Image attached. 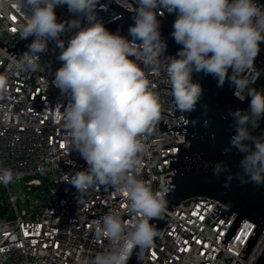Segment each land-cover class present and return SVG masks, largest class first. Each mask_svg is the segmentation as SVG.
<instances>
[{
    "label": "clouds",
    "instance_id": "1",
    "mask_svg": "<svg viewBox=\"0 0 264 264\" xmlns=\"http://www.w3.org/2000/svg\"><path fill=\"white\" fill-rule=\"evenodd\" d=\"M8 0H0V8ZM99 0H17L27 9L26 23L20 25L24 39L34 37L20 58L14 60L19 73L40 71V54L48 42L60 49L62 66L55 72L53 83L70 97L63 106V127L79 151L87 168L72 175L71 183L80 194L96 185L110 186L127 203L134 217L125 221L119 211H109L94 221V237L106 239L108 246L83 264H128L134 250L151 247L159 235L150 223L162 218L167 207L166 194L153 191L149 182L139 178L140 164L147 153L146 135L161 118L158 93L141 67L156 66L166 50L161 38L157 9L175 12L173 32L183 47L171 57L166 72L176 108L194 110L202 95V87L193 82L192 73L203 71L218 78L222 86L230 79L235 95L251 96L248 111L232 113L236 134L231 147L245 153L240 161L242 182L264 186V136H253L264 117V90L249 88L254 60L264 41V7L255 0H135L138 5L134 24L129 27L132 40L106 29L96 17ZM67 5L76 19L58 22L55 8ZM81 19L86 26L81 27ZM76 29L65 42L60 37ZM140 43H135V41ZM66 44V46H65ZM232 69L231 76H228ZM7 93V80L0 76V98ZM2 111V109H0ZM10 114L0 115L6 121ZM249 141L250 143H245ZM217 163L214 174L226 171ZM20 179V173L0 167V183L8 185Z\"/></svg>",
    "mask_w": 264,
    "mask_h": 264
},
{
    "label": "built area",
    "instance_id": "2",
    "mask_svg": "<svg viewBox=\"0 0 264 264\" xmlns=\"http://www.w3.org/2000/svg\"><path fill=\"white\" fill-rule=\"evenodd\" d=\"M108 1L99 0L96 8V16L103 21L119 14L106 4ZM114 1L128 10L134 8L128 0ZM255 2L264 7V0ZM157 10L162 13L160 8ZM23 11L30 14L17 6V0H8L0 8V76L7 80V93L0 98V115L10 114L6 121H0V167L20 173L18 180L8 185L0 183V264H83L108 246L106 239L94 237L95 220L113 210L119 211L125 221L134 217L127 211L126 199L112 187L96 185L80 194L69 183L72 175L88 166L73 149L61 120L63 106L70 97L53 83L55 72L62 66L60 49L55 41H49L47 50L40 54V71H15L13 62L23 54L13 50L24 39L19 27L26 23ZM55 12L58 22L77 18L67 5L57 6ZM85 21L81 19V27L86 26ZM75 31L60 38L67 42ZM168 58L162 57L156 66L141 67L159 95L161 109L173 113L171 90L160 86L169 85L165 66ZM243 75L252 78L249 88L264 90V41L252 69ZM161 120L172 126L183 116L161 112L160 120L144 140L147 153L140 164L139 178L149 182L154 192H164L169 184L166 179L171 180L167 174L173 173L172 168L167 169L170 159L163 157L179 150L178 145H160L185 141V134L172 137L168 132L159 133ZM15 181L21 185V195L14 193ZM19 200L26 205L24 208H20ZM216 202L213 198L188 199L177 204L142 264H255L264 248V231L247 257L242 258L239 253L256 226L245 219L225 248L221 240L237 214L232 213L226 220L215 219L210 213ZM1 205L6 208L4 213Z\"/></svg>",
    "mask_w": 264,
    "mask_h": 264
},
{
    "label": "water",
    "instance_id": "3",
    "mask_svg": "<svg viewBox=\"0 0 264 264\" xmlns=\"http://www.w3.org/2000/svg\"><path fill=\"white\" fill-rule=\"evenodd\" d=\"M134 8L138 7L133 0H128ZM107 5L119 12L107 21L99 17L97 19L104 24L107 30L117 33L132 40L129 27L134 24L135 12L126 9L114 0L106 2ZM162 11H157V19L160 22L159 30L161 38L166 42V50L162 57L168 56L178 58L177 54L183 47L177 44L173 32V23L176 13H169L165 8L159 7ZM87 24V22L85 21ZM34 37L30 36L20 41L13 49L16 54L24 53L28 50V45ZM139 42L140 41H135ZM168 65V64H167ZM165 65V66H167ZM1 72V69H0ZM168 76V75H167ZM228 76H231L229 69ZM193 82H197L202 87V95L197 101L194 110L182 112L176 108L175 102L168 112L161 109V112L171 117L183 116V120L176 125H169V122L161 120L159 122V133H166L173 136L185 134V141L171 142L160 145L161 148L178 145V153L168 154L164 159H170L167 169H173L171 180L164 193L167 207L162 212V218H154L150 223L157 226L158 232L166 224L173 208L185 200L193 199H215L217 200L210 215L215 219L219 217L227 219L232 213L236 217L221 240L227 248L235 233L245 219H250L256 223L254 230L242 248L239 256L246 258L250 250L255 246L257 240L264 231V186H257L252 183L242 182L238 174L242 173L240 161L245 153L231 147V138L236 134V123L232 113L237 110L248 111L251 96H246L244 100L239 99L234 93L235 86L230 79L225 80L222 86L219 85L218 78L203 71L192 73ZM163 87L170 85L160 84ZM259 91V87L253 86ZM169 101H174L173 97ZM253 136H264V117L254 129L249 125ZM245 143H250L245 141ZM221 163L227 166L226 171L214 174L213 166ZM165 182V184H166ZM2 213L6 208L2 206ZM156 239V238H155ZM149 248L140 251L134 250L128 264H142ZM255 264H264V248Z\"/></svg>",
    "mask_w": 264,
    "mask_h": 264
},
{
    "label": "rangeland",
    "instance_id": "4",
    "mask_svg": "<svg viewBox=\"0 0 264 264\" xmlns=\"http://www.w3.org/2000/svg\"><path fill=\"white\" fill-rule=\"evenodd\" d=\"M20 188H21L20 183L17 182V181H15V182H14V186H13L14 193L17 194V195H21L22 192L20 191ZM43 196H44V197H47V193H44ZM19 206H20V208H24L26 205H24V204L19 200Z\"/></svg>",
    "mask_w": 264,
    "mask_h": 264
},
{
    "label": "snow or ice",
    "instance_id": "5",
    "mask_svg": "<svg viewBox=\"0 0 264 264\" xmlns=\"http://www.w3.org/2000/svg\"><path fill=\"white\" fill-rule=\"evenodd\" d=\"M237 239H239V237H237Z\"/></svg>",
    "mask_w": 264,
    "mask_h": 264
}]
</instances>
